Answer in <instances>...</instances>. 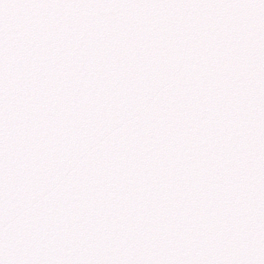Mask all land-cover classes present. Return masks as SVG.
Segmentation results:
<instances>
[{
  "label": "snow or ice",
  "instance_id": "obj_1",
  "mask_svg": "<svg viewBox=\"0 0 264 264\" xmlns=\"http://www.w3.org/2000/svg\"><path fill=\"white\" fill-rule=\"evenodd\" d=\"M0 264H264V0H0Z\"/></svg>",
  "mask_w": 264,
  "mask_h": 264
}]
</instances>
